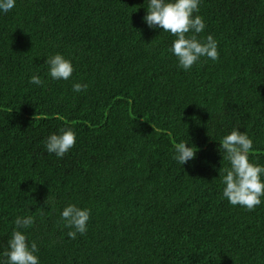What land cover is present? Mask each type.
Listing matches in <instances>:
<instances>
[{
	"label": "trees",
	"instance_id": "1",
	"mask_svg": "<svg viewBox=\"0 0 264 264\" xmlns=\"http://www.w3.org/2000/svg\"><path fill=\"white\" fill-rule=\"evenodd\" d=\"M145 7L17 0L0 13V252L31 214L40 264H264V203L231 205L216 170L218 139L234 128L264 164V0H202L198 35L214 36L219 58L190 70L168 51L174 37L143 22ZM57 52L72 60L69 80L47 76ZM61 128L77 136L62 158L43 143ZM181 140L199 148L183 166ZM69 203L91 210L75 239L60 216Z\"/></svg>",
	"mask_w": 264,
	"mask_h": 264
},
{
	"label": "clouds",
	"instance_id": "2",
	"mask_svg": "<svg viewBox=\"0 0 264 264\" xmlns=\"http://www.w3.org/2000/svg\"><path fill=\"white\" fill-rule=\"evenodd\" d=\"M17 0H0V13H8L16 6ZM146 14L143 22L152 29H162L174 39L168 51L175 56L177 66L190 70L201 58L213 61L219 58L218 41L212 34L200 38L206 27L204 18L197 14L202 0H146ZM47 76L53 80H69L74 72L72 60L62 53L47 56L45 60ZM29 83L42 86L45 81L38 74H32ZM74 92L85 91V83L75 82ZM76 132L72 128H61L44 140V148L49 154L62 158L76 143ZM219 140L218 151L222 156V167L216 169L222 185V197L233 205H239L252 211L264 203V164L250 159L254 151V141L246 131L234 128ZM173 158L185 165L197 158L199 148L181 140L173 146ZM215 167V166H213ZM46 205L48 200L45 201ZM91 210L69 203L63 207L60 216L64 226L69 229L68 237L75 239L77 234L88 231ZM35 223L31 214L18 215L15 228L8 239L7 247L0 252V264H40L39 247L35 240L29 241L25 230Z\"/></svg>",
	"mask_w": 264,
	"mask_h": 264
}]
</instances>
